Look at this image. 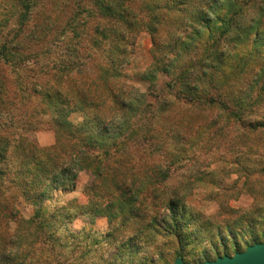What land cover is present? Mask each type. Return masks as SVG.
I'll return each instance as SVG.
<instances>
[{
	"label": "trees",
	"instance_id": "trees-1",
	"mask_svg": "<svg viewBox=\"0 0 264 264\" xmlns=\"http://www.w3.org/2000/svg\"><path fill=\"white\" fill-rule=\"evenodd\" d=\"M91 5L97 23L87 46L99 41L103 55L94 62V70L87 66L92 58L77 56L60 67L61 71L43 73L44 79L32 88L43 104L29 114L36 115L34 121L27 118L19 128L4 117L11 102L6 80L0 75V176L12 175L7 184L0 185V264H65L73 254L74 261L88 257L86 245H79L82 251H76L77 245L68 255L63 251L66 244H60L54 232L41 231L48 219L24 221L13 202L17 195L37 199L47 188L73 189L81 171L91 173L93 186H101L106 179L111 182L117 194L102 192L107 210L116 202L134 205L120 213L108 212L112 221L107 247L116 245L121 234L135 231L151 240L154 234L146 231L150 225L142 220L159 225L158 207L146 204L157 198L156 190L144 187L140 191L143 185L132 182L137 175L133 166L147 152L145 148L154 151L159 146L163 163L171 165L174 162L167 158L176 160L182 141L202 135L211 140L222 121L218 131L225 137L229 122L247 121L248 114L264 106V28L257 18L264 13V0L250 19L237 0H93ZM141 31L150 35L153 45L160 33L167 40L164 50L169 54L161 58L170 78L161 107H179L172 134L163 133L158 118L147 116L145 103L133 101L129 85L118 83V68L127 63L130 45ZM10 49L6 41L0 44L1 62ZM75 111L82 113V121L71 120ZM251 120L248 129L264 127V118ZM43 123L56 133L55 143L49 147L38 146L26 134ZM111 124L117 129H109ZM161 163L150 164V175L143 178L160 174ZM18 175L22 178L14 181ZM170 195L166 207L171 218L163 219L168 229L177 224L174 205L178 200ZM118 216L121 221L116 226ZM131 218L139 219L136 227ZM12 223L19 227L13 228ZM174 236L180 237L179 233Z\"/></svg>",
	"mask_w": 264,
	"mask_h": 264
},
{
	"label": "rangeland",
	"instance_id": "rangeland-1",
	"mask_svg": "<svg viewBox=\"0 0 264 264\" xmlns=\"http://www.w3.org/2000/svg\"><path fill=\"white\" fill-rule=\"evenodd\" d=\"M92 1L0 2V44L6 41L11 47L3 62L0 61V75L6 80L9 102L13 103L7 105L8 114L4 117L13 120L16 127L20 128L27 118L34 121L36 115L29 114L39 104L43 105L41 98L32 94V88L44 79L43 73L61 71L60 67H65L67 61L77 56L92 58L91 66H87L94 70V62L101 59L103 53L98 47L99 41H95L96 45L87 46L95 36L92 28L97 23ZM237 1L241 2L246 18L250 19L263 0ZM257 18L260 28H264V13ZM166 42L163 33L158 36L156 45L146 31L137 34L133 45H130L127 63L118 68V83L129 85L135 96L133 101L137 105L145 103L147 116L158 118L163 133L172 134L179 107L177 104L166 106L168 110L161 107L170 78L164 71L165 60L161 58L169 54L164 50ZM75 70L73 68V72ZM62 71L67 73V69L62 68ZM248 115L251 117L247 121L229 122L225 137L218 131L225 123L222 121L216 125L217 131H213L211 140L202 135V138L182 141L183 149L176 160L170 156L167 158L174 162L171 165L163 163L165 157L158 155L159 146L155 145L158 148L154 151L145 148L147 152L141 154L133 166L137 175L132 182L135 186L143 185L140 191L144 187L156 190L157 198L148 200L146 204L158 207L155 209H158L156 222L159 225L151 219L142 220L152 229H146L147 233L151 231L154 234L151 240L135 231L125 236L121 234L116 245L106 246L112 221L108 212L127 211L134 205L116 202L115 209L107 210L102 192H117L108 179L101 186L99 183L93 186V176L88 171L78 173L73 189L47 188L37 199L35 196L25 198L17 195L13 199L14 205L24 221L48 219L41 231L54 232L58 242L66 244L63 251L68 255L77 245L76 251H82L79 245L90 249L88 257L74 261L76 256L73 254L65 264H172L177 256L195 264L243 251L255 242L264 241V127L255 130L246 127L247 122H253L251 119L264 118V106ZM70 118L78 122L83 116L75 111ZM42 125L26 134L38 146L49 147L55 143L56 133L45 123ZM116 126L111 124L109 129L116 130ZM155 139H159L158 134H155ZM159 161H162L160 174L143 178L144 174L150 175L152 169L148 166ZM10 177L9 173L0 176V185L7 184L12 179ZM21 178L22 175H18L14 181ZM169 193L174 196L172 199L178 200L174 205L177 224L171 229L165 227L166 222L163 221L171 218V211L166 207ZM131 220L132 227H136L139 219ZM120 221L121 216H118L114 224L118 226ZM12 227L18 228V223H12ZM175 233H179V239Z\"/></svg>",
	"mask_w": 264,
	"mask_h": 264
},
{
	"label": "water",
	"instance_id": "water-1",
	"mask_svg": "<svg viewBox=\"0 0 264 264\" xmlns=\"http://www.w3.org/2000/svg\"><path fill=\"white\" fill-rule=\"evenodd\" d=\"M172 264H191L176 257ZM195 264H264V241L247 246L243 251H236L232 255H222L214 260H205Z\"/></svg>",
	"mask_w": 264,
	"mask_h": 264
}]
</instances>
